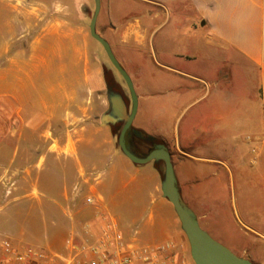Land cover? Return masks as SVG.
<instances>
[{"label": "crops", "instance_id": "crops-1", "mask_svg": "<svg viewBox=\"0 0 264 264\" xmlns=\"http://www.w3.org/2000/svg\"><path fill=\"white\" fill-rule=\"evenodd\" d=\"M101 11L97 31L137 88L134 135L153 137L150 142L170 150L182 198L204 230L236 255L264 264V0H102ZM30 14L19 15L22 26ZM55 32L52 26L43 37ZM41 39L29 48L19 46L12 57L8 47L1 52L0 84L15 71L19 96L0 93V151L16 132L13 120L25 111V76L33 84L47 59ZM153 162L152 176L120 178L109 169L98 176H50L45 191L58 198L66 218L54 223L62 234L54 237L53 254L77 255L89 264L97 259L91 250L108 244L110 253L118 247L126 254L151 253L153 264H195L175 209L162 192L161 161ZM40 177L19 176L33 182L26 196L45 194ZM229 186L237 224L222 231L208 220L209 204ZM148 192L160 196L161 207L138 203ZM138 221L149 231L141 239Z\"/></svg>", "mask_w": 264, "mask_h": 264}, {"label": "rangeland", "instance_id": "rangeland-1", "mask_svg": "<svg viewBox=\"0 0 264 264\" xmlns=\"http://www.w3.org/2000/svg\"><path fill=\"white\" fill-rule=\"evenodd\" d=\"M95 8V0H0V63L5 62L1 52L6 47L10 48L9 57H12L19 52V46L29 48L37 37L42 38L41 55L47 57L33 84L25 76L22 86L25 111L13 120L16 132L8 135V145L0 151V177H3L0 179V236L9 238L17 246L54 253V237L62 234L61 229L53 227L54 223H62L66 218L57 206L58 198L45 191L51 183L50 176H98L103 169L113 170L120 178L138 174L152 176L154 162L136 165L122 153L118 143L122 122L111 127L101 120L109 109V85L125 96L129 112L132 99L125 80L112 65L104 47L91 36ZM23 11H30L31 17L22 26L19 15ZM52 26L56 32L43 37ZM149 59L151 56L146 60ZM17 76L15 71L10 73L7 82L0 84V93L19 96ZM19 126L20 130H26L19 131ZM134 166L139 168L137 172ZM160 168L164 173L162 162ZM19 176H41V190L45 194L34 192L33 196H26L33 182L19 180ZM110 178L104 176V179ZM58 183L62 186L64 182L60 179ZM149 194L138 203L150 208L161 207L160 196ZM231 197L229 186L224 196L215 198L216 204H209L208 220L215 221L222 231L237 224ZM218 215L222 218H217ZM135 225L140 231L139 239L148 235L145 222L138 221Z\"/></svg>", "mask_w": 264, "mask_h": 264}, {"label": "water", "instance_id": "water-1", "mask_svg": "<svg viewBox=\"0 0 264 264\" xmlns=\"http://www.w3.org/2000/svg\"><path fill=\"white\" fill-rule=\"evenodd\" d=\"M95 2L96 8L90 23L91 36L104 47L112 65L125 80L132 99V110L129 113L123 96L120 93L115 92L109 85L108 101L110 108L107 113L103 114L102 122L115 123L124 120L125 124L118 137V143L124 155L133 163L144 165L153 161L163 162L165 170L161 186L162 192L164 197L175 209L181 223V228L189 241L191 256L195 264H254L252 261L236 255L227 246L214 239L201 227L197 215L182 198L177 184L172 154L166 145L158 143L154 144V149L143 156L136 154L132 147L127 145L126 133L132 126L137 115L138 96L131 77L115 56L110 43L97 31V22L101 12L102 0H95ZM137 135L148 141L155 140L150 136L144 137L139 132H137Z\"/></svg>", "mask_w": 264, "mask_h": 264}, {"label": "built area", "instance_id": "built-area-1", "mask_svg": "<svg viewBox=\"0 0 264 264\" xmlns=\"http://www.w3.org/2000/svg\"><path fill=\"white\" fill-rule=\"evenodd\" d=\"M117 238L119 239L120 236L117 235ZM91 252L97 256V259L84 260V262L87 261L89 264H135V260H138V264L154 263L151 253L133 250L126 254L122 252L121 247L110 253L108 244L94 248ZM79 260L80 256L77 255L63 259L59 255L38 251L30 246H17L9 238L0 236V264H82Z\"/></svg>", "mask_w": 264, "mask_h": 264}, {"label": "flooded vegetation", "instance_id": "flooded-vegetation-1", "mask_svg": "<svg viewBox=\"0 0 264 264\" xmlns=\"http://www.w3.org/2000/svg\"><path fill=\"white\" fill-rule=\"evenodd\" d=\"M132 110V105H131V109L130 112ZM125 122L121 123L119 130V135L124 127ZM126 143L127 145H130L133 143V148L134 150L141 154V155H146L148 153H150L153 149H154V143L150 142V141H146L145 139H138L133 132V125L129 128V130L126 133Z\"/></svg>", "mask_w": 264, "mask_h": 264}]
</instances>
